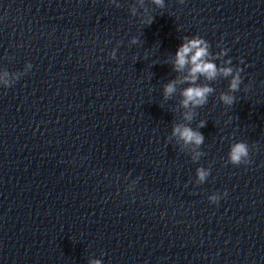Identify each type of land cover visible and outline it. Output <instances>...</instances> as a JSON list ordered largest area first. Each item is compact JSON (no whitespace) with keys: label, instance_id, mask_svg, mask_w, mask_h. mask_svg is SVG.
Here are the masks:
<instances>
[{"label":"water","instance_id":"1","mask_svg":"<svg viewBox=\"0 0 264 264\" xmlns=\"http://www.w3.org/2000/svg\"><path fill=\"white\" fill-rule=\"evenodd\" d=\"M116 3L0 0V72L24 73L0 85V264H264V0H145L150 25ZM185 35L244 69L234 105L219 78L196 109V162L163 97ZM237 140L251 163H226Z\"/></svg>","mask_w":264,"mask_h":264},{"label":"clouds","instance_id":"2","mask_svg":"<svg viewBox=\"0 0 264 264\" xmlns=\"http://www.w3.org/2000/svg\"><path fill=\"white\" fill-rule=\"evenodd\" d=\"M112 2L116 3V0H112ZM151 2L159 8L165 7V0H151ZM180 2L183 3L184 0H180ZM137 4L143 9V22L146 25H150L154 20V16L149 14L145 0H136V3L130 6L131 14L134 16L138 14ZM116 6L119 7L120 5L116 3ZM182 39L183 42L178 46L174 57L171 58L173 70L178 75L163 85V97L170 99L179 93L181 97L179 108L184 109L182 118L187 123H173L171 137H175L178 142L182 141L183 146H194L191 152V159L196 162L201 156L205 155L200 149L205 138L199 129L206 124V121L200 120L197 127L193 128L191 126V122L197 115L196 109L207 104L209 96L215 92L211 82L219 78H230L228 90L219 93V100L223 105H234L236 103L234 94L240 91V85L243 80L241 73L244 69L238 65H233L231 57L224 59L229 52L227 47H221L219 52L213 53L210 51V43L200 35L191 37L185 35ZM130 43H138V37L133 36ZM110 56L115 59V49L112 50ZM217 59L221 61L219 65L215 62ZM241 63H243V58H241ZM31 67V63H27L25 71L31 69ZM23 74V72H9L7 68H3V71L0 72V85L5 88L11 87ZM185 84L187 85L186 87L178 89V86ZM248 87L250 85L246 86L245 91H247ZM171 137H168V139L170 140ZM251 147L255 148L256 145ZM226 163L236 166L251 163L249 144L244 140H237L231 143ZM210 172V166L207 168L203 166L197 167V184L204 183ZM223 195H227L226 190ZM220 198V193H212L208 197L212 203H218ZM88 264H102V260L100 258H90Z\"/></svg>","mask_w":264,"mask_h":264}]
</instances>
